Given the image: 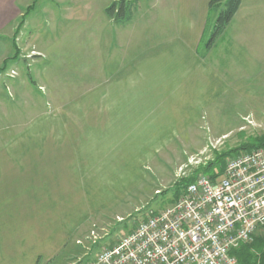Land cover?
<instances>
[{"label": "crops", "instance_id": "0c3cea01", "mask_svg": "<svg viewBox=\"0 0 264 264\" xmlns=\"http://www.w3.org/2000/svg\"><path fill=\"white\" fill-rule=\"evenodd\" d=\"M114 1L0 0V264L63 259L71 237L84 236L106 206L101 192L110 198L123 183L127 195L151 178L159 154L198 130L232 88L229 48L251 47L243 0L210 47L209 0H138L120 22L105 12ZM37 3L62 25L61 39L96 41L79 65L64 63L62 80L48 79L45 110L33 89L45 86L39 68L21 77L14 66L25 46L34 50L35 33L24 34Z\"/></svg>", "mask_w": 264, "mask_h": 264}, {"label": "rangeland", "instance_id": "374dc122", "mask_svg": "<svg viewBox=\"0 0 264 264\" xmlns=\"http://www.w3.org/2000/svg\"><path fill=\"white\" fill-rule=\"evenodd\" d=\"M148 1L142 2L148 3ZM243 1L247 12L242 21L247 22L244 30L245 35L248 36L244 42H248L251 47L245 45L229 48L227 77L231 81L232 88L227 95L215 107L209 109L207 117L201 119L198 130L193 129L189 135L180 137L179 141L159 154L147 170L151 178H146L145 183L137 184L135 190L127 195L124 193L129 185L123 183L116 185V194L110 198L107 194L108 189L107 192L102 191L101 202L106 203V206L99 209L100 215L93 217L92 223L96 225L90 222L85 231H82L84 236L79 238L82 244H76L74 237H71L70 243L61 252L65 256L63 255V259L59 256L55 264H93L96 254L102 247L116 243L146 217L149 209L160 210L170 204L175 194L179 190L182 191L180 181L195 174H203L197 172V167H203L213 161L216 154L242 147L252 138L264 135V0ZM41 3L43 2L39 4ZM39 4L37 3L36 11L34 10L29 21L30 26L26 28L24 34L29 36L31 31L35 33L31 37L35 51L26 50L25 46L22 58L18 56V62L15 65L11 63L7 66L17 67L21 77L29 67L39 68L40 77L45 86L38 88L35 85L33 89L44 102L41 107L45 110L48 106V109L52 108L51 104H53L52 102L45 104L49 95L46 85L49 83L48 79L51 80L58 75L62 80L64 72L61 68L64 63L72 64L71 66L79 65L80 53L83 52L84 55L85 52L94 51L96 41L90 35L83 40L73 37L61 39V33L64 32L62 25L59 22L53 25L48 20L45 10L38 7ZM50 4L53 8L54 4ZM136 9L137 6L132 7L133 14ZM217 14L218 10L210 12L211 22H214ZM242 24L243 22L235 26H242ZM83 27L90 30L95 27V24ZM210 28L211 26L208 27L209 32ZM17 41L20 44L19 39ZM35 55H38V60L32 57ZM213 56L210 54V58ZM29 59L37 61L28 65ZM10 72L16 74L15 70H10L7 73L10 76ZM34 78L36 81L40 80L35 75ZM60 84L59 86L64 88V84ZM224 161L219 159L212 164L205 171V175L215 172L222 174L221 166L224 167ZM110 190L112 193L111 188ZM118 192L124 194L121 200L118 199ZM93 226L97 227L98 239L91 243L86 237ZM82 232L78 235L83 234ZM255 237H264V230L259 229L253 238ZM237 262L236 258V264H239Z\"/></svg>", "mask_w": 264, "mask_h": 264}, {"label": "built area", "instance_id": "2783aa9c", "mask_svg": "<svg viewBox=\"0 0 264 264\" xmlns=\"http://www.w3.org/2000/svg\"><path fill=\"white\" fill-rule=\"evenodd\" d=\"M259 229L264 230L263 148L227 156L215 180L197 175L176 200L149 209L130 232L102 247L93 264H236L232 250L250 243ZM96 230L86 237L91 243L98 239Z\"/></svg>", "mask_w": 264, "mask_h": 264}, {"label": "trees", "instance_id": "16d2710c", "mask_svg": "<svg viewBox=\"0 0 264 264\" xmlns=\"http://www.w3.org/2000/svg\"><path fill=\"white\" fill-rule=\"evenodd\" d=\"M137 2L138 0H117L112 2L105 9V12L111 19L116 22L127 20L132 15V7L135 8ZM241 2L242 0H209L205 31L208 29L209 26H211V28L208 35L209 37L205 42V47H210L214 39L230 23L233 16L240 7ZM31 8L32 7L28 8L27 12H25V15ZM212 10H218V14L214 22H211L209 18L210 12ZM22 22L23 21H21L19 25H21ZM17 53L18 51L15 53L14 58H16ZM253 148L264 149V135H259L252 138L246 145L242 147L233 149L228 152L216 154L213 161L208 162L203 167H197V172L205 174V171H207L209 167L212 164L216 163L219 159L221 161H224L225 158L229 155H236L240 152H249ZM221 168L223 169V165L221 166ZM220 175L221 174L217 172L207 174V176H209L213 180L217 179ZM196 176L197 174L180 181V189L183 190L188 183L192 182L195 179ZM181 192L182 191L179 190V192L175 194L172 202L177 199ZM232 254L236 256L239 264H264V237H255L250 243L240 244L236 249L232 250Z\"/></svg>", "mask_w": 264, "mask_h": 264}]
</instances>
